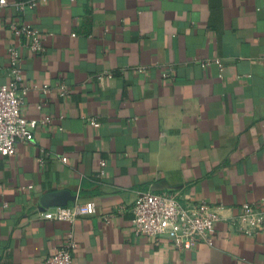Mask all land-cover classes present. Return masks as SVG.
Listing matches in <instances>:
<instances>
[{
    "label": "crops",
    "instance_id": "1",
    "mask_svg": "<svg viewBox=\"0 0 264 264\" xmlns=\"http://www.w3.org/2000/svg\"><path fill=\"white\" fill-rule=\"evenodd\" d=\"M12 24L44 36L20 66L23 114L49 120L0 153V264H44L69 231L73 264H264V227L232 224L264 199V0H1L0 84ZM155 187L222 205L214 243L136 235L133 202ZM46 194L97 212L40 218Z\"/></svg>",
    "mask_w": 264,
    "mask_h": 264
},
{
    "label": "built area",
    "instance_id": "2",
    "mask_svg": "<svg viewBox=\"0 0 264 264\" xmlns=\"http://www.w3.org/2000/svg\"><path fill=\"white\" fill-rule=\"evenodd\" d=\"M1 1V0H0ZM31 1L29 4L33 5ZM23 1L18 2L22 8ZM19 44L10 47V66L7 83L0 84V153L14 155L19 143L33 142L38 124L46 123L49 117L42 120L29 119L23 114L25 96L29 87L24 84V71L20 66L22 48L38 50L42 47L43 34L29 25L12 24ZM216 62L223 67L221 59ZM48 85H44L46 91ZM62 94L67 95L69 88L62 84ZM91 124L99 126L96 117L88 118ZM44 157H41L43 161ZM61 160L66 161L63 156ZM107 161L100 160L98 175H104ZM78 195L66 204L46 203L42 199L34 208V214L43 219L67 220L74 222L83 215L97 212V204L92 201H79ZM264 199L244 202L232 224L243 233L256 235L264 227ZM206 199L199 201L186 200L178 192L170 189L150 188L138 191L132 205V226L136 235H143L154 240L167 239L178 249H191L200 242L214 243L216 225L220 219L219 208ZM107 220L109 217L106 216ZM77 242L73 231H69L63 243L49 254L44 264H73L74 250Z\"/></svg>",
    "mask_w": 264,
    "mask_h": 264
},
{
    "label": "water",
    "instance_id": "3",
    "mask_svg": "<svg viewBox=\"0 0 264 264\" xmlns=\"http://www.w3.org/2000/svg\"><path fill=\"white\" fill-rule=\"evenodd\" d=\"M74 199V195H72L70 197V200ZM42 201L46 202V203H53V204H66L68 203V201H62V200H56V199H52L51 197H49V194H46L42 197Z\"/></svg>",
    "mask_w": 264,
    "mask_h": 264
}]
</instances>
